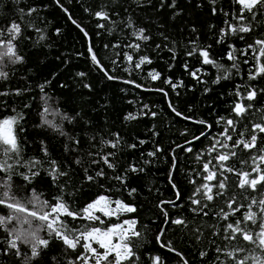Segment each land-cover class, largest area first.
Returning <instances> with one entry per match:
<instances>
[{
	"label": "snow or ice",
	"instance_id": "snow-or-ice-1",
	"mask_svg": "<svg viewBox=\"0 0 264 264\" xmlns=\"http://www.w3.org/2000/svg\"><path fill=\"white\" fill-rule=\"evenodd\" d=\"M0 264H264V0H0Z\"/></svg>",
	"mask_w": 264,
	"mask_h": 264
},
{
	"label": "trees",
	"instance_id": "trees-1",
	"mask_svg": "<svg viewBox=\"0 0 264 264\" xmlns=\"http://www.w3.org/2000/svg\"><path fill=\"white\" fill-rule=\"evenodd\" d=\"M64 2L67 3V0H64ZM55 15L59 16V15H62V14L55 13ZM60 23L63 24L62 21H60ZM78 40H79V36L77 35V32L72 28L71 25H68L66 27V40H65L63 48L61 50H65L66 49V50L71 51V48H72L73 44H76L77 48H79V44H77ZM53 51H55V49H53ZM81 67H83V64H81ZM170 74L173 75V76H182L183 75V70L180 68L179 64H177L174 72L170 73ZM157 86H160V85L157 84ZM111 91H116V89H112ZM141 95L143 96V99H144L145 102L153 101V102L157 103L158 105L164 107L166 118L169 119V120H175L176 121V127L171 132H169L167 130V128H165L163 125H160L161 131H162V135H163V137H165V139H163V141H162L165 144V146H167V144H168V138L176 139L177 142L182 143V139L179 137L177 129H180V128L184 127L185 126V122L184 121H180V120H178V118H174L173 116L168 114L166 104H164L163 98H162V96L160 94H158V93H143ZM198 98H199V93H190V94H188V96L184 100H182L180 102L181 103V109L183 110L185 102L192 103L193 105H196L198 103ZM117 103H118V106H119L120 102H117ZM141 130H143V125H141ZM157 176H159L160 181H161V187H163V177L160 176V173H157ZM164 195H165V197L168 196L167 190L164 191ZM148 207H149V205L147 204V202H145V210Z\"/></svg>",
	"mask_w": 264,
	"mask_h": 264
}]
</instances>
